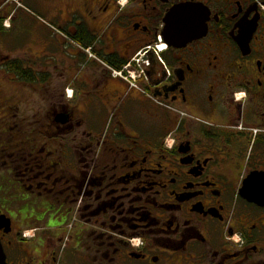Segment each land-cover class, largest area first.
I'll return each instance as SVG.
<instances>
[{
  "label": "flooded vegetation",
  "instance_id": "flooded-vegetation-1",
  "mask_svg": "<svg viewBox=\"0 0 264 264\" xmlns=\"http://www.w3.org/2000/svg\"><path fill=\"white\" fill-rule=\"evenodd\" d=\"M40 1V15L108 18L85 46L109 66L151 50L130 90L90 77L82 116L56 85L65 52L51 33L42 29L37 59L8 62L32 67L46 112L24 128L0 89L2 178L39 204L24 225L0 229L6 263L264 264V0ZM107 114L114 127L94 145L91 118Z\"/></svg>",
  "mask_w": 264,
  "mask_h": 264
},
{
  "label": "crops",
  "instance_id": "crops-1",
  "mask_svg": "<svg viewBox=\"0 0 264 264\" xmlns=\"http://www.w3.org/2000/svg\"><path fill=\"white\" fill-rule=\"evenodd\" d=\"M3 1L5 0H0V3H2ZM34 5L35 7L37 6L36 3ZM24 10L25 13H22L18 16L11 31H9L8 29L4 30L2 26L0 27V59L10 57L16 49L17 50L15 52L25 55L29 53L37 55V53L40 51L39 45L41 33L40 29L38 28V23H42L38 19L39 15H35V13L30 10V12L26 9ZM11 11H13V7L8 12ZM40 16H43L44 18L47 16L48 19L57 24L58 27H62L72 35H75L77 42L83 45L88 43V37L90 36V32L92 29L96 28L100 31H103V29L107 27L108 22L110 23V20L108 18L102 17L100 15L90 16L70 14ZM16 33H18L20 41L19 39H17L18 36L17 38L14 36ZM16 45L17 47H20L17 48L15 47ZM60 45L63 49V46L65 44H63L62 42L58 45L56 42L53 43V47H59ZM79 50L80 49H78V47L72 44L69 48V54L71 55V57L65 56L63 52L61 53L58 61V65L60 64L58 66V72L60 78H62L66 82V86L68 87L69 91H74L75 93L74 98H76V103L71 104V108L77 110V114L85 115L88 113V105L85 102L84 98L86 94L85 84L89 83L90 77H94L98 75V73H96L94 70L80 73V62L77 67H73L75 65L74 59L75 57H78ZM123 53L124 52H122L121 56H124ZM109 79H111L110 76ZM114 85H116V83H114ZM114 88H117V86ZM69 101L71 100L69 99ZM107 121L108 114L103 118L102 125L105 126ZM87 124L89 123L87 122ZM105 127H103L102 129L104 130Z\"/></svg>",
  "mask_w": 264,
  "mask_h": 264
},
{
  "label": "rangeland",
  "instance_id": "rangeland-1",
  "mask_svg": "<svg viewBox=\"0 0 264 264\" xmlns=\"http://www.w3.org/2000/svg\"><path fill=\"white\" fill-rule=\"evenodd\" d=\"M22 1V2H21ZM20 3L22 5V10L25 11L24 9H28L30 11H32L33 13H40L41 12V8L43 7L41 5V1L40 0H21ZM52 1V0H50ZM6 2V0H5ZM37 4V6L35 7L34 4ZM52 4V3H51ZM8 5H10L11 9H12V5L11 2L8 3ZM44 6H51L49 2H46L44 4ZM5 12V11H4ZM12 13V11H11ZM16 13V10L13 12V14ZM46 20L49 22L48 17H45ZM6 26L11 25V22H9V20L7 22H5ZM38 28L41 30V35H42V29H45L46 32L48 33H52V30L49 29L48 27H46L45 25H42L40 23H38ZM57 31L54 30V33H56ZM16 38L18 36V33H16L14 35ZM56 37V43L57 45L61 42V38L58 34L55 35ZM22 38V37H21ZM19 39V36L18 38ZM20 41V39H19ZM17 45H18V41H17ZM17 45L15 47H17ZM20 46H18L17 48H19ZM17 50V49H16ZM14 50V52L16 51ZM68 53H69V48L67 49ZM65 50V51H67ZM86 50H89L88 47H86ZM15 56H18V53H13ZM58 53L56 52V55ZM122 54V52H120V55ZM134 53H132L131 55H133ZM123 55H125V53H123ZM129 56V55H127ZM67 57H71L70 54H68ZM95 58V56H93ZM60 57H58L59 60ZM75 65L73 67H77V65L80 62V57H75ZM27 68L30 67L29 65H26ZM106 69V68H105ZM55 74H56V78L57 80H59V86L63 84V79L60 78L59 73H58V67L55 69V67L53 68ZM128 70L130 71L131 68L129 67ZM0 89H2L3 87L6 88L7 91H9L10 97L12 98L13 103L18 104V107L21 109L20 112L17 113L18 117L16 120L18 121L20 118L23 119L22 123L24 125V128L31 126L29 125V123L35 121V118L40 116V112L42 114H45V108L42 105L41 101H40V93H37L35 90V86L32 87V85L29 84H20L17 82H13L12 80H9L6 75L7 74H3L4 72L0 71ZM118 75H122V81L127 82L130 88L134 87V81L136 80V75L137 72L135 71V73H132V71L127 72L126 70L121 69L118 73ZM59 78V79H58ZM111 80V79H109ZM10 81V82H9ZM7 84H9L7 86ZM59 96H61V94L58 93ZM73 96V92L69 91L68 92V97ZM22 101V102H21ZM56 101H58L56 99ZM59 104V102H58ZM25 115V116H24ZM91 119H93V125L91 127V130L94 132L93 135V143L94 145L96 144V134H100L102 135V133H100L103 129H102V124L99 120H97V116H93ZM114 121H112V117H110L108 125L105 129V133L104 135H106V133L108 132V130L110 129V126L114 127ZM27 130L29 131L30 129ZM86 129H80L76 132V134H72L74 135L77 139H78V143L80 142V139L82 138L84 131ZM35 134V133H33ZM74 138V137H73ZM64 141V140H63ZM75 142V141H74ZM76 143V142H75ZM93 143H89V144H93ZM71 144H73V142L67 141L66 142H62L63 145V149L68 150V146H71ZM98 149V148H97ZM86 153V152H85ZM98 153H100V149H98ZM68 159L69 160H75V157L73 155H68ZM78 159V157H77ZM2 165H0V179L2 177V173H3V168ZM8 177L11 178L12 176L8 173ZM17 177V176H14ZM9 180H7V187L4 188V186L0 183V211H2L4 214H6L9 218H11L14 222V227L17 228L19 226L24 225V219H32L35 214L36 211L35 209L39 207V204L35 203V198L36 197H29L30 201L28 203H26L25 201L26 199V195L25 196H20V198L18 197V195L14 194L10 189H9ZM35 231L32 230H26L25 231V236L26 238H32L35 235Z\"/></svg>",
  "mask_w": 264,
  "mask_h": 264
},
{
  "label": "trees",
  "instance_id": "trees-1",
  "mask_svg": "<svg viewBox=\"0 0 264 264\" xmlns=\"http://www.w3.org/2000/svg\"><path fill=\"white\" fill-rule=\"evenodd\" d=\"M51 47H53V46H51ZM9 61H12V60L11 59H1L0 60V65H2L4 72L8 73L11 70V72L13 73L14 76H16L18 81H21L20 84H23V82H24L26 84L32 85V87H34L36 85L35 84V77L30 70L24 71L21 64L15 63V62H12L10 64V63H8ZM56 106L58 109H60V106H58V105H56ZM68 109L71 110V107H69ZM64 141H67V139H65ZM7 180L8 179L2 178V177L0 179V183L4 186V188L7 187ZM8 187L14 194L18 195L16 191L12 190L10 185ZM0 188H2V187H0ZM18 197L20 198V195H18ZM26 198H29L28 195H26Z\"/></svg>",
  "mask_w": 264,
  "mask_h": 264
},
{
  "label": "water",
  "instance_id": "water-1",
  "mask_svg": "<svg viewBox=\"0 0 264 264\" xmlns=\"http://www.w3.org/2000/svg\"><path fill=\"white\" fill-rule=\"evenodd\" d=\"M58 122L60 124H67L69 122V118L67 115H61L58 118ZM11 225V220L7 218L5 215L0 216V228L2 229L3 227L10 228ZM0 264H6V255L3 249V246L0 242Z\"/></svg>",
  "mask_w": 264,
  "mask_h": 264
},
{
  "label": "built area",
  "instance_id": "built-area-1",
  "mask_svg": "<svg viewBox=\"0 0 264 264\" xmlns=\"http://www.w3.org/2000/svg\"><path fill=\"white\" fill-rule=\"evenodd\" d=\"M162 50L158 47V52H161Z\"/></svg>",
  "mask_w": 264,
  "mask_h": 264
}]
</instances>
